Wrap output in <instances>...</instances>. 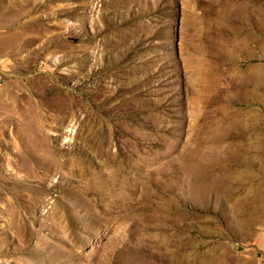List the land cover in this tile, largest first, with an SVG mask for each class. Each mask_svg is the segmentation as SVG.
I'll return each mask as SVG.
<instances>
[{
  "label": "rangeland",
  "instance_id": "374dc122",
  "mask_svg": "<svg viewBox=\"0 0 264 264\" xmlns=\"http://www.w3.org/2000/svg\"><path fill=\"white\" fill-rule=\"evenodd\" d=\"M0 264H264V0H0Z\"/></svg>",
  "mask_w": 264,
  "mask_h": 264
},
{
  "label": "bare ground",
  "instance_id": "6f19581e",
  "mask_svg": "<svg viewBox=\"0 0 264 264\" xmlns=\"http://www.w3.org/2000/svg\"><path fill=\"white\" fill-rule=\"evenodd\" d=\"M241 42V41H240ZM247 43V42H246ZM235 44V43H234ZM237 45V44H236ZM242 45V44H241ZM241 50H242V48H241ZM251 70V69H250ZM259 76V75H258ZM243 112V111H242Z\"/></svg>",
  "mask_w": 264,
  "mask_h": 264
}]
</instances>
